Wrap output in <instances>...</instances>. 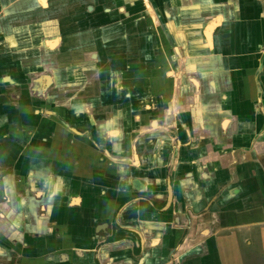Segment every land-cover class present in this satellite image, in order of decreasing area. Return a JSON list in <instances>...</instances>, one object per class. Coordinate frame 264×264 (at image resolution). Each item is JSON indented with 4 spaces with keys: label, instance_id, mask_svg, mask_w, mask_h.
Segmentation results:
<instances>
[{
    "label": "crops",
    "instance_id": "0c3cea01",
    "mask_svg": "<svg viewBox=\"0 0 264 264\" xmlns=\"http://www.w3.org/2000/svg\"><path fill=\"white\" fill-rule=\"evenodd\" d=\"M29 5L10 34L29 48L0 53V88H21L45 62L58 81L48 104H0L23 193L0 203V264L12 252L28 264H168L186 225L175 264H264V0ZM34 19L53 49L22 25ZM45 139L50 154L26 152ZM208 181L219 188L211 217L189 220L188 206L209 204Z\"/></svg>",
    "mask_w": 264,
    "mask_h": 264
},
{
    "label": "flooded vegetation",
    "instance_id": "af4514ba",
    "mask_svg": "<svg viewBox=\"0 0 264 264\" xmlns=\"http://www.w3.org/2000/svg\"><path fill=\"white\" fill-rule=\"evenodd\" d=\"M30 1L31 0H12L10 4H6L4 6L2 13H0V34L3 35L0 37V53L3 54L2 55L3 58L7 56H14V54H17L20 51L24 52V50H27L29 48L26 45H19V44L15 46L17 48H14L12 44L13 42L15 43V41L13 40V38L10 37L11 36L10 34L19 33L21 29V27H16L17 26L16 17H19V16H18V13H15V11L20 9L22 10L21 16H24V15L28 16L29 15L28 9H30V5H29ZM33 1H34V5L37 4L39 7L43 8L45 1L47 0H43V1L33 0ZM31 22H28L27 24H22V25H25L30 29V32L32 33L35 41H38L36 44L38 45L37 47L42 46L45 48L47 47L48 49H51V48L53 49V46H54L53 40H56L54 35L53 34L47 35V36L38 35L36 20L34 19ZM60 54H59V57L61 56ZM62 62H63L62 59L61 60L57 59V61H55L54 63H55V66L56 65L58 66V64ZM40 68L41 69L35 70L27 75V78L22 83L23 85H21V88L18 87V89H14L10 87L9 85L1 87L0 88V104L1 105L3 104L12 105L16 103L17 100H21L22 102L28 101V103L31 101V102H38L39 104H48L47 101L51 98L52 90L55 88V85L58 81V77L56 78V74H54V69L56 67H54V65H51V62H48V63L45 62L44 65L41 66ZM5 77H7V75ZM5 77L3 79V83L10 82L9 79ZM41 78H43L45 81L43 84H42L43 81L40 80ZM51 81H52V84H50ZM17 95L18 97H16ZM31 112L33 114H39L38 112L37 113L33 111ZM17 113H18L17 111H14V114H17ZM19 114H21V112ZM31 119H35V118L31 117ZM46 121L51 123L50 118L47 119ZM42 130L47 135V133L50 132V127L45 125L42 127ZM110 131L114 133L115 129H111ZM50 135L51 133H49L46 136V138H49L48 136ZM5 137H7V135ZM29 146H31V148H28V145H27L28 149H26V152L31 151L32 156H35L38 153L41 154L43 152L50 154L51 151L53 150L52 148L53 145L50 142H47L46 139L42 142L40 148H36L31 143ZM14 165H15L14 158L12 157V155L6 148V145H4L2 141H0V203H4L7 200L9 191L12 192L13 196L14 197L16 196V198L18 197V195L19 196L23 195V193L21 192L20 194H18L17 189H16V184L21 179V177L19 174L14 173ZM167 187L168 188H167V193H166V198H165V204H164L165 209L164 210H167V208L169 207V204L171 205L173 197H174L173 189H172L171 183L169 182V179H168ZM204 187L208 189L207 191L208 193L205 192L204 198L209 199L208 200L209 204H207L205 208H202L199 211H195L193 207L188 206L186 211L189 215V220H191V216H197V218L202 219V220L211 217L210 214L208 213L210 202H214V199H215L214 197L218 196L219 188L218 189L215 188L214 181L212 182L208 181V184L204 185ZM241 190L243 189H240V191ZM145 199H147L146 195H141V197L139 198V202L142 204L143 202L144 203L147 202L145 201ZM150 207L155 209V207L153 206H150ZM118 209L113 212L110 220L102 218L101 221L99 222L97 227H98V232H100L101 235L108 237L110 235L112 227L114 226L115 228V218L118 216V212H119ZM188 228L189 226L186 225V227L184 228V231L181 234V237L179 238L177 246H175L173 253L171 254V260L169 261L168 264H175V261L178 260V255H181L182 252L185 251L186 236L189 232ZM132 231L133 232L135 231L140 236V233L138 230L132 229ZM140 240H141V237H140ZM113 241H115V239L112 238L111 240L108 239L104 243H112ZM135 245L136 243L132 244V249L134 251L136 250L138 251V249L140 248L142 249L141 241H139L138 243V246L140 248L137 249ZM9 257L13 258L14 260V262H10V263L28 264L22 261L21 256H17L16 252L10 253ZM3 258H5L4 255H0V260H2Z\"/></svg>",
    "mask_w": 264,
    "mask_h": 264
},
{
    "label": "water",
    "instance_id": "95a60500",
    "mask_svg": "<svg viewBox=\"0 0 264 264\" xmlns=\"http://www.w3.org/2000/svg\"><path fill=\"white\" fill-rule=\"evenodd\" d=\"M50 84H52V81L50 82Z\"/></svg>",
    "mask_w": 264,
    "mask_h": 264
}]
</instances>
